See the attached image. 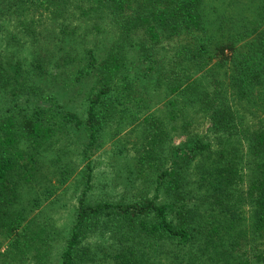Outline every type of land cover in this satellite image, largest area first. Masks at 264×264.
Wrapping results in <instances>:
<instances>
[{
    "label": "trees",
    "instance_id": "1",
    "mask_svg": "<svg viewBox=\"0 0 264 264\" xmlns=\"http://www.w3.org/2000/svg\"><path fill=\"white\" fill-rule=\"evenodd\" d=\"M107 137L133 193L93 201ZM57 258L264 264V0H0V264Z\"/></svg>",
    "mask_w": 264,
    "mask_h": 264
},
{
    "label": "rangeland",
    "instance_id": "2",
    "mask_svg": "<svg viewBox=\"0 0 264 264\" xmlns=\"http://www.w3.org/2000/svg\"><path fill=\"white\" fill-rule=\"evenodd\" d=\"M96 42L99 44L100 47L104 48V46H102V42L99 39ZM79 98V95H77L76 97L74 95L73 97H71V100H74V103L76 105H80ZM116 140L117 138L107 137V143H105V146H103V149L100 152L102 153V156L101 154H99V163L95 172V182L93 185V189L90 193V196L93 201L100 199H112L115 201H120L122 200L124 195H126L125 197L128 198L133 193V190H130L128 186H125L123 184H114L117 181H121V176L120 178H115L119 165L124 167L126 163L133 162V156H130L132 154L131 145L133 144V142H129L127 145H125L124 148L122 147L123 151H121L119 154H115L112 153V151L117 148L114 147V142ZM131 141H134V137L131 138ZM113 147L114 149L112 150ZM109 151H111V154ZM115 167H117V169ZM77 174L76 172L74 173V176H72V180L73 178L75 179ZM122 180L124 179L122 178ZM70 184L67 185L68 190L64 191L63 195L60 197L59 201L55 205L49 207L47 206L43 210L44 217L46 216L52 218L56 223L55 225L66 231L64 234L66 238L68 237V229H70V227L74 223L76 207L75 201L80 191H76L75 182L72 183L71 186ZM66 238L56 242L53 249L54 257L58 255V252L61 250V247L65 244ZM59 260L60 259L57 258L53 262V264H59Z\"/></svg>",
    "mask_w": 264,
    "mask_h": 264
}]
</instances>
